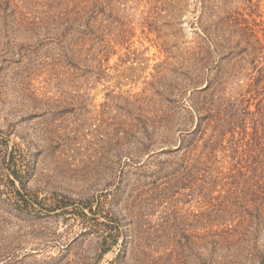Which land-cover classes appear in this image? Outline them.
I'll list each match as a JSON object with an SVG mask.
<instances>
[{
	"label": "rangeland",
	"instance_id": "obj_1",
	"mask_svg": "<svg viewBox=\"0 0 264 264\" xmlns=\"http://www.w3.org/2000/svg\"><path fill=\"white\" fill-rule=\"evenodd\" d=\"M263 69L264 0H0V264H264L254 124L185 147Z\"/></svg>",
	"mask_w": 264,
	"mask_h": 264
},
{
	"label": "trees",
	"instance_id": "obj_2",
	"mask_svg": "<svg viewBox=\"0 0 264 264\" xmlns=\"http://www.w3.org/2000/svg\"><path fill=\"white\" fill-rule=\"evenodd\" d=\"M262 71V70H261ZM264 71V69H263ZM246 89V93L250 94V98L258 99L256 104V111H251L248 107L238 108L239 104H243L248 99H245V94L240 99H227L224 95L217 92L221 91V81L214 83V90L206 92L205 95H201L199 99L191 102V109L197 114V121L195 127L189 132V140L185 142L188 152L192 149L196 134L198 132H205L208 127H212L218 137L217 141L223 139L226 133L234 132L235 128H244L248 123L254 124V134L249 138V149L254 154L251 156L253 159L252 164L249 163L251 180H254L251 187L245 192H242L243 196H240V207L244 211L249 212L255 219L264 223V129L259 132L257 130L258 121L264 120V74H259L258 78H253ZM211 88V83H207L202 91ZM231 105L235 108V112H230L228 106ZM233 108V109H234ZM245 135H248L245 132ZM222 138V139H220ZM212 139L210 138V141ZM215 141V140H212ZM238 147H234L235 149ZM237 150V149H236ZM254 186V188H253ZM242 217V220H244Z\"/></svg>",
	"mask_w": 264,
	"mask_h": 264
}]
</instances>
